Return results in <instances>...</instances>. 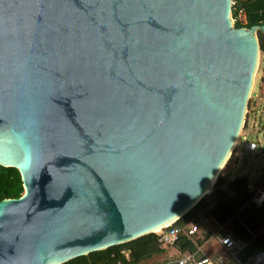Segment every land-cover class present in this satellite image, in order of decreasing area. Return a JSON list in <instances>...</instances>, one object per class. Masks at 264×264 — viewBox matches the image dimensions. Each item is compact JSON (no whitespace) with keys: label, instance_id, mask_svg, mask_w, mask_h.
Here are the masks:
<instances>
[{"label":"water","instance_id":"water-1","mask_svg":"<svg viewBox=\"0 0 264 264\" xmlns=\"http://www.w3.org/2000/svg\"><path fill=\"white\" fill-rule=\"evenodd\" d=\"M258 32L232 0H0V166L24 190L0 201V264L129 243L212 193Z\"/></svg>","mask_w":264,"mask_h":264},{"label":"trees","instance_id":"trees-1","mask_svg":"<svg viewBox=\"0 0 264 264\" xmlns=\"http://www.w3.org/2000/svg\"><path fill=\"white\" fill-rule=\"evenodd\" d=\"M232 2L234 3L232 18L236 19L234 26L264 25V0H232ZM241 10L242 14L238 18V13ZM257 38L259 50L264 54V34L258 32ZM261 82L264 92V76ZM249 108H251L250 104ZM262 128L264 130V118ZM233 157L236 163L235 153L232 154L229 161H232ZM226 181V178L217 179L213 186V192L204 196L173 225L181 229L189 222L195 223L199 215H202L205 220H211L213 225L229 224L232 236L248 243L239 259L240 264H245L254 253L264 251V233H258L259 230L264 229V204L256 207L252 203L253 191L250 190L246 177H235L231 181L228 180V187L224 189ZM23 192L19 172L14 168L0 166V201L18 199ZM196 235L187 238L180 234L174 247H177L180 253L194 251L196 246H201L203 243L196 239ZM205 238H209V235L207 234ZM164 252L165 248L161 247L159 236L152 233L129 243L94 252L64 264H140Z\"/></svg>","mask_w":264,"mask_h":264},{"label":"rangeland","instance_id":"rangeland-1","mask_svg":"<svg viewBox=\"0 0 264 264\" xmlns=\"http://www.w3.org/2000/svg\"><path fill=\"white\" fill-rule=\"evenodd\" d=\"M264 76V54L259 52L258 59V68L256 71V75L254 78V84L252 88V92L249 98V104L251 108H247V112L244 120V127L242 128L239 138L234 145L233 153H235V157H237V161L235 163V159L233 157L232 161L227 160V162L220 169L215 182L219 178L228 177L231 179L232 177H246L248 179L249 188L252 191L253 188L255 191L253 192V196L256 193V190L261 188L264 191V155H257V158L254 159L256 154H251L245 160L240 159V155L242 153V148L239 147L240 142H244L246 138L249 137V141L254 143L257 147L256 153H260L264 151V133H258L261 129L263 118H264V92H263V84L262 78ZM259 165V167H258ZM245 168L242 171V168ZM215 184V183H214ZM209 195V194H208ZM200 216H198L197 221L189 222L187 225L183 226L182 229H185L191 223L196 224L199 228V233L196 235V239L203 241L202 243V253L205 256H210L216 262L221 263L226 256L222 255L220 245L218 243L217 236L214 237L213 233L216 232V225H213L211 220H205L204 218L200 220ZM226 228L231 230L229 224H226ZM263 232L259 230L258 233ZM209 235V238H205L206 235ZM179 249L177 247H167L165 248V252L154 256L153 258L143 261L140 264H167L172 261L174 258L179 256Z\"/></svg>","mask_w":264,"mask_h":264},{"label":"built area","instance_id":"built-area-1","mask_svg":"<svg viewBox=\"0 0 264 264\" xmlns=\"http://www.w3.org/2000/svg\"><path fill=\"white\" fill-rule=\"evenodd\" d=\"M234 3L232 2V6ZM242 14V10L238 13V18H240ZM233 23H235L236 19L232 18ZM245 149L250 152L251 154L262 156L264 152L256 153L257 147L251 141L247 142L245 145ZM255 189L253 188V192ZM252 203L256 207H260L264 204V191L259 188L256 190L252 198ZM200 216V220L203 219L202 215ZM216 232L213 233V236L216 237L218 233V243L223 250L224 256L226 258L221 262L218 263L214 259L208 256L201 255L202 253V246H196L195 250L190 252L186 251L183 253H179V256L174 258L172 261L168 262L167 264H228V263H237L240 264V256L242 255L243 251L247 247V242L243 241L242 239L234 238L230 233V230L226 228V224L224 225H216ZM199 233V228L196 224H190L185 229H180L175 227L174 225H169L160 229L157 233L159 236V243L161 247H174L178 242L180 234L186 236L187 238L194 237L196 234ZM264 233V229L263 232ZM127 258V256H126ZM245 264H264V251H259L254 253Z\"/></svg>","mask_w":264,"mask_h":264},{"label":"bare ground","instance_id":"bare-ground-1","mask_svg":"<svg viewBox=\"0 0 264 264\" xmlns=\"http://www.w3.org/2000/svg\"><path fill=\"white\" fill-rule=\"evenodd\" d=\"M208 191H209V190H207L206 193H208ZM170 224H171V223H168V224L164 225V227H167V226H169ZM160 229H161V228H157V229H155L153 232H154V233H157Z\"/></svg>","mask_w":264,"mask_h":264},{"label":"crops","instance_id":"crops-1","mask_svg":"<svg viewBox=\"0 0 264 264\" xmlns=\"http://www.w3.org/2000/svg\"><path fill=\"white\" fill-rule=\"evenodd\" d=\"M263 152H264V151H263ZM224 178H226V179L229 180V181H231V180L234 179L233 177H232L231 179H229L228 177H224ZM252 191H253V190H252ZM220 249H221V253H222V255H224L221 246H220ZM201 255H203V254H201ZM204 256H205V255H204ZM208 257H210V256H208Z\"/></svg>","mask_w":264,"mask_h":264}]
</instances>
